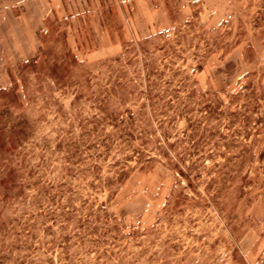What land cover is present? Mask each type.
I'll list each match as a JSON object with an SVG mask.
<instances>
[{
	"label": "rangeland",
	"instance_id": "374dc122",
	"mask_svg": "<svg viewBox=\"0 0 264 264\" xmlns=\"http://www.w3.org/2000/svg\"><path fill=\"white\" fill-rule=\"evenodd\" d=\"M0 91V264H264V0H47Z\"/></svg>",
	"mask_w": 264,
	"mask_h": 264
},
{
	"label": "crops",
	"instance_id": "0c3cea01",
	"mask_svg": "<svg viewBox=\"0 0 264 264\" xmlns=\"http://www.w3.org/2000/svg\"><path fill=\"white\" fill-rule=\"evenodd\" d=\"M50 12L47 0H0V90L37 51V33Z\"/></svg>",
	"mask_w": 264,
	"mask_h": 264
},
{
	"label": "trees",
	"instance_id": "16d2710c",
	"mask_svg": "<svg viewBox=\"0 0 264 264\" xmlns=\"http://www.w3.org/2000/svg\"><path fill=\"white\" fill-rule=\"evenodd\" d=\"M34 61H35V58L33 57L32 59L29 60L28 64H29V63H33ZM1 90L3 91L4 89H1ZM1 90H0V91H1Z\"/></svg>",
	"mask_w": 264,
	"mask_h": 264
}]
</instances>
